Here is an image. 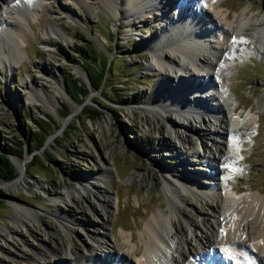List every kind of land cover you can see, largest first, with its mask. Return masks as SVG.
<instances>
[{"label": "rangeland", "instance_id": "obj_1", "mask_svg": "<svg viewBox=\"0 0 264 264\" xmlns=\"http://www.w3.org/2000/svg\"><path fill=\"white\" fill-rule=\"evenodd\" d=\"M86 1L90 11L82 0H41L20 34L21 58L12 62L10 71L0 64V151L16 143L20 127L24 130L38 122L51 131L40 149L29 153L26 145L25 161L11 158L19 175L0 184L4 194L0 198V264H54L46 247L53 249L58 244L75 251L85 243L86 231L98 222L99 194L92 188L72 190L69 200L64 193L84 177L99 178L104 170L112 171L111 181L104 186L117 207L111 204L112 217L106 230L111 234L110 245L117 249H124L121 233H134L138 237L139 225L160 206H165L162 172L172 178L206 182V185L211 180L208 167L201 161L204 157L199 136L209 127L207 115H202L205 124L196 118L191 122L196 129L182 128L187 137L184 148L173 133L167 132V139L160 140L159 133L169 126L165 117L151 116L148 124L141 120L140 108L147 105L148 95L158 80L152 70L148 71L153 63L148 47L163 33L160 24L169 27L168 19L149 15L141 25L119 26L98 0ZM221 5V10H228L229 15L248 6L255 16H264V0H222ZM50 20L62 30L64 39L48 30ZM84 45L94 50L100 62H108L98 90L92 88L74 52ZM82 66L88 71L92 69ZM228 69V79L222 81L228 84L237 102L235 111L241 118L251 116L252 121L247 131L233 134L237 141L234 151L237 172L223 185L225 188H231L228 184L241 185L240 196L251 191L264 194V106L261 105L264 51L255 45ZM89 74L92 76L90 71ZM25 80H36L39 88L45 90L48 103L43 97L32 99ZM75 80L81 81L87 91L81 105L69 98L68 89ZM52 96L56 99H51ZM62 104L69 111L65 118L57 115ZM86 109H96L99 115L89 119L83 112ZM171 117L175 116L171 114ZM192 151L200 153L180 163L182 156ZM178 166L181 172L176 170ZM20 175L25 179L20 180ZM200 199L186 192L180 210L201 225L204 209ZM25 209L38 214L27 217ZM55 211L66 213L82 226L72 227L66 233L52 215ZM186 235L195 244L192 233ZM232 248L238 251L239 261L256 264L253 260L251 263L238 245L233 244ZM218 253L225 256L221 250ZM230 263L235 264L232 259Z\"/></svg>", "mask_w": 264, "mask_h": 264}, {"label": "bare ground", "instance_id": "obj_2", "mask_svg": "<svg viewBox=\"0 0 264 264\" xmlns=\"http://www.w3.org/2000/svg\"><path fill=\"white\" fill-rule=\"evenodd\" d=\"M98 1L119 26L141 25L149 15L168 19L169 27L160 24L163 33L148 47L153 60L148 71L152 70L158 80L148 95L147 105L140 108L141 120L148 124L151 116L165 117L169 126L168 130L159 133L160 140L167 139L165 134L173 133L184 148L187 137L182 128L196 129L191 122L196 118L205 124L202 115H207L209 127L199 136L204 157L201 161L208 167L211 180L206 185V182L172 178L162 172L165 206H160L139 225L138 237L134 233H121L124 249H117L110 245L111 234L106 230L112 217L111 204L117 207L104 186L111 181L112 171L104 170L99 178L84 177L64 193L71 200L72 190L94 189L101 205V210L97 211L98 222L86 231L85 243L79 249L71 251L70 246L57 244L53 249L46 247L49 257L53 258L54 264H228L231 259L235 264H249L239 261L238 251L232 248L234 244L248 254L251 263L264 264V194L251 191L240 196L241 185L228 184L231 188L223 185L237 172L234 163L236 132L247 131L252 118H241L235 111L237 102L228 84L222 81L228 79V67L243 59L252 47L256 45L264 51V16H255L248 6L229 15L228 10H221L222 0ZM40 3L41 0H0V64L9 71L12 62L22 55V29L29 24ZM82 3L90 11L88 1L82 0ZM48 30L64 39L62 30L52 20ZM215 31L217 35L213 36ZM25 85L32 99L43 97L48 103L45 90L39 88L36 80H25ZM199 153L192 151L190 155H183L180 163ZM180 169V166L176 167L178 172ZM202 173L205 175V170ZM19 178L24 180L25 176ZM186 192L201 198L202 227L180 210ZM24 211L27 217L38 214L34 210ZM52 215L57 217L66 233L72 227L82 226L64 212L55 211ZM188 232L195 237V244L189 242ZM218 250L225 256H220Z\"/></svg>", "mask_w": 264, "mask_h": 264}, {"label": "trees", "instance_id": "obj_3", "mask_svg": "<svg viewBox=\"0 0 264 264\" xmlns=\"http://www.w3.org/2000/svg\"><path fill=\"white\" fill-rule=\"evenodd\" d=\"M74 52L77 56H79V60L81 61L80 69L87 75L92 88L94 90H98L100 84L105 79V75L108 70V62H100L98 56H95L94 50L88 49L86 45L77 47ZM83 64L89 66V68H92L89 70L92 73V76L89 74V71L86 69V67L82 66ZM70 84L71 86L68 89L70 101L77 105H81L87 94L83 83H81L79 80H75ZM61 106V110L57 111V115L59 118H65L69 114V111L67 109V105L62 104ZM83 112L89 119L93 117L96 118L97 115H99L96 109H86ZM18 134L19 135L17 138L19 139H17L16 143L13 142L11 145H6L0 151V183L7 182L12 179L14 180L19 175V170L17 167L16 170L18 174L15 175V170L10 162V158L17 157L22 159L24 153L26 152V145H28L29 153L32 150L40 149L43 146L46 138L51 134V131L47 129V127L35 122L33 126L29 128L26 127L24 130L22 127H20ZM20 138L23 141H21ZM3 196L4 194L0 191V198Z\"/></svg>", "mask_w": 264, "mask_h": 264}, {"label": "water", "instance_id": "obj_4", "mask_svg": "<svg viewBox=\"0 0 264 264\" xmlns=\"http://www.w3.org/2000/svg\"><path fill=\"white\" fill-rule=\"evenodd\" d=\"M24 160H25V159H24V156H23V159H22L21 162H23ZM10 162H11V164L13 165L14 170L16 171L14 161H13L11 158H10ZM2 183H5V182H1L0 184H2Z\"/></svg>", "mask_w": 264, "mask_h": 264}]
</instances>
